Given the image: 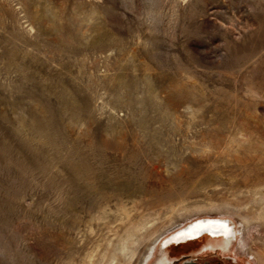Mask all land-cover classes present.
I'll use <instances>...</instances> for the list:
<instances>
[{
  "label": "rangeland",
  "instance_id": "374dc122",
  "mask_svg": "<svg viewBox=\"0 0 264 264\" xmlns=\"http://www.w3.org/2000/svg\"><path fill=\"white\" fill-rule=\"evenodd\" d=\"M258 30L264 0H0V264H264ZM205 217L236 238L163 248Z\"/></svg>",
  "mask_w": 264,
  "mask_h": 264
},
{
  "label": "bare ground",
  "instance_id": "6f19581e",
  "mask_svg": "<svg viewBox=\"0 0 264 264\" xmlns=\"http://www.w3.org/2000/svg\"><path fill=\"white\" fill-rule=\"evenodd\" d=\"M263 19V17H262ZM262 20H261V22ZM261 24V25H262ZM263 27V25H262ZM261 29V28H260ZM263 29V28H262ZM262 31V30H261ZM264 31V30H263ZM262 31V32H263ZM262 32H260L258 30V33L261 34V36L264 35V33L262 34ZM257 34V32H256ZM259 34V35H260ZM250 36H252L250 34ZM254 36V35H253ZM252 36V37H253ZM257 36L258 38L260 36L258 35H255ZM249 39H251L250 37H248ZM255 38V37H254ZM261 38V37H260ZM262 39H264V37H262ZM254 41H256L255 39H253ZM261 40V39H260ZM251 46H252V41H249ZM254 43V42H253ZM250 46V45H249ZM237 55V54H236ZM241 55V54H240ZM264 199V198H263ZM260 201V200H259ZM253 208V207H252ZM254 209V208H253ZM252 209V210H253ZM255 213V216L257 218H260V217H264V207L262 206L257 212H254ZM228 222L227 220H223V219H220V218H209V217H205V218H200L190 224H188V226H186L185 228H181L177 231H175L174 233H172L170 236H168L164 242H163V245H169V244H172V243H178V242H181L189 237H193V236H196L197 234H200L201 232H206V231H210V230H215L217 227H219L220 225L224 224Z\"/></svg>",
  "mask_w": 264,
  "mask_h": 264
},
{
  "label": "flooded vegetation",
  "instance_id": "af4514ba",
  "mask_svg": "<svg viewBox=\"0 0 264 264\" xmlns=\"http://www.w3.org/2000/svg\"><path fill=\"white\" fill-rule=\"evenodd\" d=\"M209 218H216V217H209ZM198 219H200V218H198ZM198 219H196V220H198ZM220 219L226 220L225 218H220ZM196 220H194V221H196ZM194 221H192V222H194ZM192 222H190V223H192ZM190 223H188V224H190ZM188 224H186L182 228H185L186 226H188ZM201 233H203V232H201ZM205 235H209L208 238L211 241H217L218 242V241L223 240V238H226V239H231L232 237L236 238V229L234 226H232V224L230 222H226V223L220 225L219 227H217L215 230L206 231V233H204L200 236H199V234H197L196 236H198V237H196V236L189 237V238H187L181 242L175 243V244L180 247L179 249L184 250L190 246L187 242H192L193 244H195L196 242L201 241L200 238H203V237L205 238ZM210 237H212L213 240ZM173 245H174L173 243L169 244V245H163L162 244L163 248H165V249L168 248L169 246H173ZM171 252H173V250L169 252V255L171 254ZM207 264H223V263L220 260L215 259V260L208 261Z\"/></svg>",
  "mask_w": 264,
  "mask_h": 264
},
{
  "label": "water",
  "instance_id": "95a60500",
  "mask_svg": "<svg viewBox=\"0 0 264 264\" xmlns=\"http://www.w3.org/2000/svg\"><path fill=\"white\" fill-rule=\"evenodd\" d=\"M227 220V219H226ZM228 221V220H227ZM229 222V221H228ZM204 233H206V232H203V233H201V234H199V236L200 235H202V234H204ZM196 237H198V236H196ZM181 264H207V263H199V262H196V261H194V260H185L183 263H181Z\"/></svg>",
  "mask_w": 264,
  "mask_h": 264
}]
</instances>
